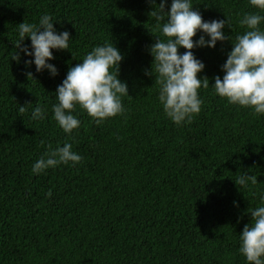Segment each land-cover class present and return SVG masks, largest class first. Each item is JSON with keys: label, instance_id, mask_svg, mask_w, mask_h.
I'll return each mask as SVG.
<instances>
[{"label": "trees", "instance_id": "1", "mask_svg": "<svg viewBox=\"0 0 264 264\" xmlns=\"http://www.w3.org/2000/svg\"><path fill=\"white\" fill-rule=\"evenodd\" d=\"M191 3L205 21L229 18L223 31L232 40L193 49L205 64L198 75L210 83L199 89V114L178 126L159 100L155 75L145 74L150 30L161 35L148 0H0V264H249L240 233L251 222L248 211L264 206V114L229 103L212 85L225 74L232 41L248 30L239 21L264 11L250 0ZM45 14L57 33H71L70 50L52 49L56 76L27 66L34 57L23 52L12 59L18 24L39 26ZM23 43L30 47V37ZM106 43L124 57L125 111L98 125L77 105L80 126L68 134L54 119L56 89L71 66ZM37 105L43 119L32 118ZM66 143L80 163L32 171L48 145ZM242 175L257 183L239 188Z\"/></svg>", "mask_w": 264, "mask_h": 264}, {"label": "clouds", "instance_id": "2", "mask_svg": "<svg viewBox=\"0 0 264 264\" xmlns=\"http://www.w3.org/2000/svg\"><path fill=\"white\" fill-rule=\"evenodd\" d=\"M148 2L153 5L150 18L155 19L161 35L157 36L150 30L155 37V42L148 46L153 61L151 69L145 70V74L155 75V83L160 85L159 100L167 116L178 126L184 122L191 123L194 116L201 111L199 89H207L210 83L207 76L199 77L198 74L205 69V64L196 58L193 49L205 46L215 48L217 41L231 39L223 31L226 25L231 28V22L229 18L205 21L201 12L194 9L191 0H171L170 8L167 6L168 0ZM250 4L264 11V0H250ZM262 20L264 15L248 13L239 21L248 30L238 35L235 42L232 41L233 47L221 66L225 74L223 78L217 75L212 85L215 92L222 98H227L229 103L250 107L256 115L264 114V31L259 28ZM18 31L19 39L14 42L18 51L12 59L19 62L20 53L23 52L34 57L25 61L27 66L34 63L37 72L48 69L52 76L58 75L57 67L48 61L55 59L52 49L70 50L71 33H57L53 18L47 14L40 18L39 26L24 20L18 24ZM200 31L205 35L194 40ZM206 36L210 39H206ZM29 37L30 47L23 43ZM181 47L186 49L182 54L179 51ZM123 59L121 51L114 43H106L94 47L82 63L69 68L66 78L55 92L58 103L53 105L54 119L64 132L71 134L80 126V120L72 114L77 105L98 125L110 117L123 114L125 109L121 97L129 95L127 82H122L119 78ZM26 75L29 80L34 78L30 71ZM31 103L21 105L19 112L25 113V106ZM32 118L43 119L44 109L37 105ZM48 149L35 162L32 168L34 173L54 168L61 163L78 164L83 159L72 151L71 143L56 149L48 145ZM248 181L254 185L257 177L242 175L235 183L239 188L247 187ZM48 195L51 196V192ZM248 212L252 219L240 233L239 251L249 264H264V206Z\"/></svg>", "mask_w": 264, "mask_h": 264}]
</instances>
